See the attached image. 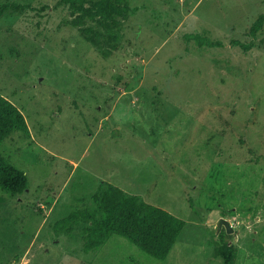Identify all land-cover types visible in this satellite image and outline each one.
<instances>
[{
  "label": "rangeland",
  "instance_id": "1",
  "mask_svg": "<svg viewBox=\"0 0 264 264\" xmlns=\"http://www.w3.org/2000/svg\"><path fill=\"white\" fill-rule=\"evenodd\" d=\"M0 0V94L24 113L0 156L26 190L0 187V264H264V0ZM249 44L245 49L234 42ZM113 183L186 220L165 260L90 225Z\"/></svg>",
  "mask_w": 264,
  "mask_h": 264
},
{
  "label": "trees",
  "instance_id": "2",
  "mask_svg": "<svg viewBox=\"0 0 264 264\" xmlns=\"http://www.w3.org/2000/svg\"><path fill=\"white\" fill-rule=\"evenodd\" d=\"M121 0H96L94 9H90L92 17L101 16L107 20L115 13L123 11ZM264 25V13H261L252 26L256 32ZM235 43L243 48L249 44L239 40ZM15 130L31 135L24 113L9 98L0 94V145ZM29 179L27 173L14 165L7 157L0 156V187L11 193H19L27 189ZM97 208L87 210L83 215L72 212L57 223L61 229H70L81 217H86L90 225L86 234L85 248L97 249L104 245L113 233L126 237L139 249L159 260H165L182 232L186 220L171 211L144 201L127 193L123 188L106 183L94 196ZM222 243L218 247L219 254L225 264H232L236 257V247L230 242L226 230L221 231Z\"/></svg>",
  "mask_w": 264,
  "mask_h": 264
},
{
  "label": "water",
  "instance_id": "3",
  "mask_svg": "<svg viewBox=\"0 0 264 264\" xmlns=\"http://www.w3.org/2000/svg\"><path fill=\"white\" fill-rule=\"evenodd\" d=\"M223 225H225L227 232L230 233V232L233 231V228H232V226H231L230 221H229L228 218L221 217L219 219V222H218L219 229H221Z\"/></svg>",
  "mask_w": 264,
  "mask_h": 264
}]
</instances>
